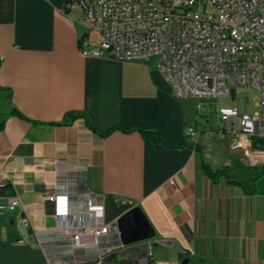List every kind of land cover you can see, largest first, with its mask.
<instances>
[{"label":"crops","instance_id":"1","mask_svg":"<svg viewBox=\"0 0 264 264\" xmlns=\"http://www.w3.org/2000/svg\"><path fill=\"white\" fill-rule=\"evenodd\" d=\"M81 16L51 0H0V264H264V167L205 127L189 134L182 102L148 60L85 56ZM138 129L158 131L164 147ZM204 162L229 173L214 179ZM59 185L78 214L103 203L93 223L140 206L155 237L73 246L58 224L79 217L58 221L48 200ZM16 195L25 211L7 207Z\"/></svg>","mask_w":264,"mask_h":264},{"label":"built area","instance_id":"2","mask_svg":"<svg viewBox=\"0 0 264 264\" xmlns=\"http://www.w3.org/2000/svg\"><path fill=\"white\" fill-rule=\"evenodd\" d=\"M63 9L82 10L88 34L81 40L85 56H109L119 60H151L163 73L178 98L218 100L254 91L257 110L240 105L219 106L218 125L205 127L211 138H226L244 147L252 165L264 167V0H64ZM96 32L97 38L89 37ZM195 132L193 127L188 133ZM71 191L59 185L48 200L54 216L79 217L59 225L73 246L82 236L93 245L121 240L117 220L93 223L91 212L103 214L97 198L74 212ZM10 210L21 198L11 197ZM24 225L30 220L23 216ZM153 264H160L154 262Z\"/></svg>","mask_w":264,"mask_h":264},{"label":"rangeland","instance_id":"3","mask_svg":"<svg viewBox=\"0 0 264 264\" xmlns=\"http://www.w3.org/2000/svg\"><path fill=\"white\" fill-rule=\"evenodd\" d=\"M79 12H82L78 8ZM151 66L156 67L153 59L148 60ZM255 92L251 90L241 91L236 97H222L218 100L199 99V98H179L183 104L184 111L188 118L187 130L193 127L196 130H201L209 125L217 126L218 118L216 109L219 106H233L238 104L241 109L245 107L249 113H254L257 110Z\"/></svg>","mask_w":264,"mask_h":264},{"label":"water","instance_id":"4","mask_svg":"<svg viewBox=\"0 0 264 264\" xmlns=\"http://www.w3.org/2000/svg\"><path fill=\"white\" fill-rule=\"evenodd\" d=\"M117 223L124 245L152 240L156 234L152 223L140 206L130 208L117 219Z\"/></svg>","mask_w":264,"mask_h":264},{"label":"trees","instance_id":"5","mask_svg":"<svg viewBox=\"0 0 264 264\" xmlns=\"http://www.w3.org/2000/svg\"><path fill=\"white\" fill-rule=\"evenodd\" d=\"M57 7H64L65 5V1L64 0H51ZM85 115L87 116V121L88 123L91 125V120L88 116L87 113H85ZM77 116V114L75 112H71L70 113V120L72 118H75ZM60 123V122H58ZM139 131L142 132L144 139L146 140V142L152 146H156V147H164L163 146V142H162V136L158 131L155 130H151V129H138ZM186 144H178V145H171L170 147H177V148H183L185 147ZM203 167L205 172L212 178H217L220 177L222 174L225 173H229V169L227 167H223L217 170H213L207 163H203ZM10 185H5L2 187V191L6 192V190L10 189Z\"/></svg>","mask_w":264,"mask_h":264}]
</instances>
